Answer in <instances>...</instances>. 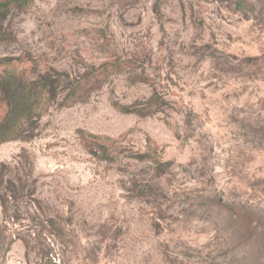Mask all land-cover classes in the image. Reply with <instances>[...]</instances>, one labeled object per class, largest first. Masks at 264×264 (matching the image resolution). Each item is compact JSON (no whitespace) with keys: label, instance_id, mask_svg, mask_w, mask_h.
I'll return each instance as SVG.
<instances>
[{"label":"rangeland","instance_id":"1","mask_svg":"<svg viewBox=\"0 0 264 264\" xmlns=\"http://www.w3.org/2000/svg\"><path fill=\"white\" fill-rule=\"evenodd\" d=\"M25 1L0 58L98 81L0 144V264H264V0Z\"/></svg>","mask_w":264,"mask_h":264},{"label":"trees","instance_id":"2","mask_svg":"<svg viewBox=\"0 0 264 264\" xmlns=\"http://www.w3.org/2000/svg\"><path fill=\"white\" fill-rule=\"evenodd\" d=\"M25 2L0 0V44L13 40L6 20L13 5L22 6ZM13 62L12 59L0 58V105L3 106L0 114V144L25 138L34 119L38 117L40 107L60 91H67L65 102L72 105L80 101L79 94L82 90L91 88L98 81H91L87 76L70 79L67 74L54 69L32 78L25 71H16ZM79 134L83 147L90 155L102 160L109 159L111 149L105 139L83 132ZM26 183V179L23 180L14 173L9 174L5 164L0 165V208L4 221L17 216L16 203L20 196H24V191L25 197L33 194L29 188L25 189ZM4 240L1 237L0 248Z\"/></svg>","mask_w":264,"mask_h":264}]
</instances>
